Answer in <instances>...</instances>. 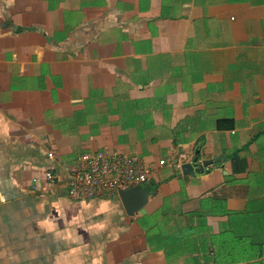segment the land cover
I'll return each mask as SVG.
<instances>
[{"label": "crops", "instance_id": "0c3cea01", "mask_svg": "<svg viewBox=\"0 0 264 264\" xmlns=\"http://www.w3.org/2000/svg\"><path fill=\"white\" fill-rule=\"evenodd\" d=\"M98 150L134 215L69 195ZM0 264H264V0H0Z\"/></svg>", "mask_w": 264, "mask_h": 264}, {"label": "built area", "instance_id": "2783aa9c", "mask_svg": "<svg viewBox=\"0 0 264 264\" xmlns=\"http://www.w3.org/2000/svg\"><path fill=\"white\" fill-rule=\"evenodd\" d=\"M78 165L73 166L68 178V193L73 198H93L102 193H117L132 186L144 184L150 177V169L137 157L120 151L98 150L80 155ZM160 164L164 161L160 160ZM177 168L181 163H175ZM56 183L52 171L44 172L42 179L32 183L33 191L46 194Z\"/></svg>", "mask_w": 264, "mask_h": 264}, {"label": "water", "instance_id": "95a60500", "mask_svg": "<svg viewBox=\"0 0 264 264\" xmlns=\"http://www.w3.org/2000/svg\"><path fill=\"white\" fill-rule=\"evenodd\" d=\"M211 163V160H205L201 163L184 162L181 165V171L184 174H194L202 171L203 167ZM118 198L127 215L132 216L143 208L148 200L149 191L143 184L132 186L126 190L117 192Z\"/></svg>", "mask_w": 264, "mask_h": 264}, {"label": "rangeland", "instance_id": "374dc122", "mask_svg": "<svg viewBox=\"0 0 264 264\" xmlns=\"http://www.w3.org/2000/svg\"><path fill=\"white\" fill-rule=\"evenodd\" d=\"M155 217L158 218V217H159V213H157V215H156ZM153 219H154L153 216H152V217H149V220L152 221V222H154ZM163 221H165V219H164ZM161 228H162L161 226H157V227H155V228H154V233H155V234L158 233V232L161 233V232H162ZM151 236H152V235H151ZM192 258H193V257H190L189 259H187V261H188V262L193 261L194 259H192Z\"/></svg>", "mask_w": 264, "mask_h": 264}, {"label": "trees", "instance_id": "16d2710c", "mask_svg": "<svg viewBox=\"0 0 264 264\" xmlns=\"http://www.w3.org/2000/svg\"><path fill=\"white\" fill-rule=\"evenodd\" d=\"M254 228V227H253Z\"/></svg>", "mask_w": 264, "mask_h": 264}]
</instances>
